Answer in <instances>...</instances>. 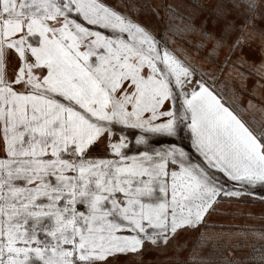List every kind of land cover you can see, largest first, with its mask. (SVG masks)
<instances>
[{
	"label": "snow or ice",
	"instance_id": "snow-or-ice-1",
	"mask_svg": "<svg viewBox=\"0 0 264 264\" xmlns=\"http://www.w3.org/2000/svg\"><path fill=\"white\" fill-rule=\"evenodd\" d=\"M0 264H264V0H0Z\"/></svg>",
	"mask_w": 264,
	"mask_h": 264
}]
</instances>
